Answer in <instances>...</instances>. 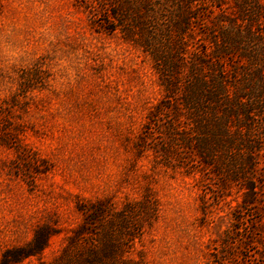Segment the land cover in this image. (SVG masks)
Here are the masks:
<instances>
[{"label": "rangeland", "instance_id": "374dc122", "mask_svg": "<svg viewBox=\"0 0 264 264\" xmlns=\"http://www.w3.org/2000/svg\"><path fill=\"white\" fill-rule=\"evenodd\" d=\"M94 14L83 0H0V264H53L95 202L90 238L120 259L216 264L243 191L208 194L204 210L203 177L136 151L163 92L151 58ZM253 250L227 264H261Z\"/></svg>", "mask_w": 264, "mask_h": 264}, {"label": "trees", "instance_id": "16d2710c", "mask_svg": "<svg viewBox=\"0 0 264 264\" xmlns=\"http://www.w3.org/2000/svg\"><path fill=\"white\" fill-rule=\"evenodd\" d=\"M83 1L104 17L103 30L147 54L158 76L163 94L136 151H153L162 166L203 177L204 210L208 194L218 205L230 186L243 191L214 259L227 264L238 248L253 247L264 264L263 0H231L234 11L228 0ZM102 204L81 209L83 225L53 264H136L120 259L124 249L102 241L101 233L91 240L89 226L105 215Z\"/></svg>", "mask_w": 264, "mask_h": 264}]
</instances>
